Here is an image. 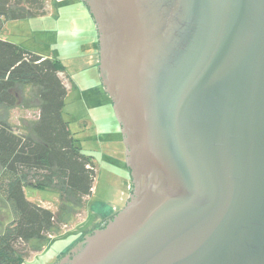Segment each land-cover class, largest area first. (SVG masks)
Wrapping results in <instances>:
<instances>
[{
    "label": "water",
    "instance_id": "obj_1",
    "mask_svg": "<svg viewBox=\"0 0 264 264\" xmlns=\"http://www.w3.org/2000/svg\"><path fill=\"white\" fill-rule=\"evenodd\" d=\"M81 1L131 191L55 264H264V0Z\"/></svg>",
    "mask_w": 264,
    "mask_h": 264
},
{
    "label": "rangeland",
    "instance_id": "obj_2",
    "mask_svg": "<svg viewBox=\"0 0 264 264\" xmlns=\"http://www.w3.org/2000/svg\"><path fill=\"white\" fill-rule=\"evenodd\" d=\"M0 6L7 12L12 9L14 15L10 18L21 12L27 16L24 20H0V40L43 58L62 61L64 68L59 77L67 90L64 118L74 138L81 140L82 152L94 159L96 178L91 196L67 207L68 211L60 216L59 231L43 245L32 241L23 247L26 259L22 264H55L128 198L131 181L123 158L125 151L110 100L97 82L96 32L81 1L0 0ZM17 89L20 104L0 106V120L17 133L31 136L38 117L37 92L33 87ZM25 194L31 202L57 212L58 197L52 190L26 189Z\"/></svg>",
    "mask_w": 264,
    "mask_h": 264
},
{
    "label": "trees",
    "instance_id": "obj_3",
    "mask_svg": "<svg viewBox=\"0 0 264 264\" xmlns=\"http://www.w3.org/2000/svg\"><path fill=\"white\" fill-rule=\"evenodd\" d=\"M12 14V9L7 12L0 6V20L4 17L8 21L27 18L25 12L10 18ZM95 41L98 59L97 38ZM63 68L60 59L43 58L0 40V106L15 107L13 95L19 94L17 87L20 86L35 88L39 103L31 136L17 133L0 120V203L5 211L0 213V264H22L26 259L23 247L32 241L43 245L50 235L59 231L60 216L68 211L67 207L89 198L94 188L93 156L82 152L81 140L74 138L70 123L64 118L67 90L59 77ZM96 73L104 92L98 63ZM108 99L114 115L111 99ZM114 119L118 124L115 115ZM118 134H121L120 127ZM122 147L125 151L123 143ZM123 158L125 161V155ZM26 189L52 190L58 197L57 212L31 202L25 194ZM106 220L93 230L100 228Z\"/></svg>",
    "mask_w": 264,
    "mask_h": 264
}]
</instances>
